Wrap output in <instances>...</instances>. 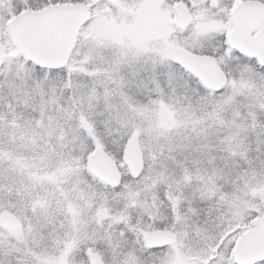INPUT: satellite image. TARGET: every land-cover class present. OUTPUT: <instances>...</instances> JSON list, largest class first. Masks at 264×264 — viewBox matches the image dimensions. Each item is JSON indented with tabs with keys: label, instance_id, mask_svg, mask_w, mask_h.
Wrapping results in <instances>:
<instances>
[{
	"label": "snow or ice",
	"instance_id": "snow-or-ice-1",
	"mask_svg": "<svg viewBox=\"0 0 264 264\" xmlns=\"http://www.w3.org/2000/svg\"><path fill=\"white\" fill-rule=\"evenodd\" d=\"M262 187L264 0H0V264H264Z\"/></svg>",
	"mask_w": 264,
	"mask_h": 264
},
{
	"label": "water",
	"instance_id": "water-1",
	"mask_svg": "<svg viewBox=\"0 0 264 264\" xmlns=\"http://www.w3.org/2000/svg\"><path fill=\"white\" fill-rule=\"evenodd\" d=\"M136 156H139V148L136 149ZM131 155V153H130ZM96 166L97 169L105 174H111V172H113L115 170V166L114 163L112 162V158L109 156H105V158L99 160L96 162ZM8 226H13L18 224V221L16 220L15 217H10L7 221H6Z\"/></svg>",
	"mask_w": 264,
	"mask_h": 264
},
{
	"label": "rangeland",
	"instance_id": "rangeland-1",
	"mask_svg": "<svg viewBox=\"0 0 264 264\" xmlns=\"http://www.w3.org/2000/svg\"><path fill=\"white\" fill-rule=\"evenodd\" d=\"M160 118H161L162 120L167 119L168 121H171V116H161ZM252 192H253V195H261L262 197H264V187H262V188H260V189H256V188H254V189L252 190ZM178 259H179V257H178Z\"/></svg>",
	"mask_w": 264,
	"mask_h": 264
},
{
	"label": "trees",
	"instance_id": "trees-1",
	"mask_svg": "<svg viewBox=\"0 0 264 264\" xmlns=\"http://www.w3.org/2000/svg\"><path fill=\"white\" fill-rule=\"evenodd\" d=\"M161 119V118H160ZM172 119V118H171ZM166 121H168L167 119H165V120H162L161 119V122H166ZM254 189V188H253ZM253 189H251L250 191L252 192V190ZM252 194H253V192H252ZM239 199V198H238ZM240 202H241V204H244V203H246L245 201H243L242 199L240 200ZM73 211H76L75 209L73 210ZM78 214V213H77ZM56 246V243L54 242V244H53V247H55ZM50 259H53L54 260V258H52V257H50Z\"/></svg>",
	"mask_w": 264,
	"mask_h": 264
}]
</instances>
